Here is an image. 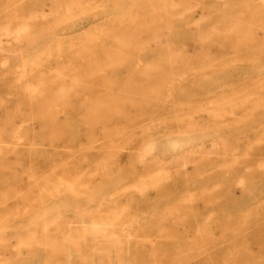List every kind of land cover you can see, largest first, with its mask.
I'll return each instance as SVG.
<instances>
[{
    "label": "rangeland",
    "instance_id": "374dc122",
    "mask_svg": "<svg viewBox=\"0 0 264 264\" xmlns=\"http://www.w3.org/2000/svg\"><path fill=\"white\" fill-rule=\"evenodd\" d=\"M67 1L0 0V27L12 8L10 30L45 27ZM130 10L108 23L140 39H0V259L264 264V121L240 124L264 111V0H131ZM232 24L236 34L204 37ZM28 213L30 224L16 222ZM27 231L33 243L19 244Z\"/></svg>",
    "mask_w": 264,
    "mask_h": 264
},
{
    "label": "bare ground",
    "instance_id": "6f19581e",
    "mask_svg": "<svg viewBox=\"0 0 264 264\" xmlns=\"http://www.w3.org/2000/svg\"><path fill=\"white\" fill-rule=\"evenodd\" d=\"M109 1H112V3H109ZM102 2V4L101 3H98V4H100V5H98V6H95L94 7V5L95 4H93V6L91 7H79V0H68L67 2H66V4H65V6L64 7H61V11H60V13H58V15H54V18H53V20H52V22L50 23V24H48L47 26H45V27H39V28H37V29H34V30H31V29H28L25 25H20V26H18L17 28H15L14 30H10L9 29V27H8V24L10 23L9 22V20L11 19H14L17 15H16V13H17V11L15 10V8H12V9H9V10H11V11H8V12H6L5 14V18L7 19V26H6V24H4L3 26H1L0 27V39H2V38H6V37H9V36H12V35H16V38L15 39H17V38H19V39H25V41H26V39H28L26 42H28V41H32V40H29V39H39L40 40V42H43V41H45V42H43L44 43V45L47 43V42H52V40L51 39H57L58 41H59V39H76V37H80V39H90L91 37L90 36H92V35H97L98 34V32L100 33V32H103V33H105V35L108 37V39H140L137 35H138V33H137V31L136 30H134V29H130V28H123V29H121V30H119V29H115L114 27H112V25H109V23L108 22H110V21H112V20H124L125 18H127L128 16H131V10H130V4H131V0H102L101 1ZM84 3V2H83ZM96 3V2H95ZM86 5V4H85ZM55 8H53V11H56V9L54 10ZM48 10V9H47ZM52 11V10H51ZM48 12V11H47ZM46 12V13H47ZM38 13H40V15H41V17H43L42 15H43V13H41L40 11L38 12ZM48 13H50V12H48ZM45 14V13H44ZM10 20V21H11ZM239 27H240V25H237V24H232L231 26H229V27H227V28H225L224 30H219V29H216V28H214V29H212V31H210L208 34H204V37H208L209 35H211V34H217V33H222V34H225V35H231V34H236L237 32H238V30H239ZM157 26H154V27H152L151 29H152V32H153V34H155L154 35V37H153V39H159L160 37L156 34V31H157ZM15 37V36H14ZM96 38V37H95ZM42 39V40H41ZM236 39H239L237 36H236ZM8 40V39H7ZM56 40V42H58ZM25 41H23V42H21V43H24ZM55 41V40H54ZM53 41V42H54ZM19 42V41H18ZM33 43H34V46H35V42L34 41H32ZM50 42V43H51ZM20 43V44H21ZM39 43V41L37 40L36 41V48L34 47V49L35 50H37V52H39L38 51V49H37V44ZM42 43V44H43ZM20 44H18V45H20ZM25 44H29L30 45V42L29 43H25ZM48 44V43H47ZM42 46V45H41ZM46 46V45H45ZM19 47V46H18ZM9 48V47H8ZM32 48V46H29V50H31L32 52H33V48ZM39 48V47H38ZM47 48V47H46ZM46 48H44V49H46ZM6 49V48H5ZM56 49V48H55ZM0 50H3V48H0ZM8 50V49H7ZM11 50H13V49H11ZM28 50V51H29ZM58 50V49H57ZM4 51H6V50H4ZM23 51V50H22ZM27 51V52H28ZM30 51V52H31ZM18 52V51H17ZM16 52V53H17ZM26 52V53H27ZM31 52V53H32ZM14 53V52H13ZM26 53H23L24 55H26V56H28V54H26ZM30 53V57L32 56V54ZM34 53V52H33ZM46 53H48V52H46ZM18 54H20V52L19 53H17V55ZM17 55H16V57H17ZM21 55V54H20ZM20 55H18V57H20ZM34 56V55H33ZM21 57H22V55H21ZM20 57V58H21ZM29 57V56H28ZM23 58H24V56H23ZM26 59H27V57H26ZM22 60V59H21ZM24 60H25V58H24ZM22 67V66H21ZM22 69V68H21ZM23 70V69H22ZM23 73V72H22ZM19 74V73H18ZM17 74V76H20V75H18ZM16 76V78L18 79V77ZM16 79V80H17ZM25 86H26V84H25ZM63 87V86H62ZM263 98H264V96H263ZM263 98H257V99H255V100H253L254 101V106H255V101L256 100H262ZM264 101V99L262 100V101H259V104L257 103V101H256V106H255V110H257V108L259 109V108H263V106H262V102ZM261 102V103H260ZM226 103V102H225ZM253 105V104H252ZM217 106H218V104H217ZM258 106H260V107H258ZM262 106V107H261ZM250 108L252 107V106H249ZM248 107V108H249ZM257 107V108H256ZM251 111V110H250ZM260 111V110H259ZM256 113V115L254 114V116H253V114H251L252 115V117H250V115H249V117L250 118H246L244 121H241V123L240 124H243L244 122L245 123H250V122H254L255 124H257L259 121H261V119H263L262 120V122L264 121V118H262L263 116H264V111H260L259 113H257V111H255ZM240 117V116H239ZM236 119V118H235ZM234 119V121H236ZM237 122L239 123L240 121H238L237 120ZM211 123V122H210ZM230 123H233V120H232V122L230 121ZM261 123V122H260ZM224 124V123H223ZM221 125V124H220ZM220 125H218V126H220ZM20 126V125H19ZM215 127V129H214V134L216 135V136H221V135H223L221 132H223V130L226 128V126H225V128H220V127ZM224 126V125H223ZM193 126H191V128H192ZM222 127V126H221ZM188 128V127H187ZM177 129V128H176ZM198 129V128H197ZM210 129V128H209ZM228 129V131L227 132H230V130H232L233 129V126H231V127H228L227 128ZM188 130V129H187ZM191 130V129H190ZM205 130V127H204V129H203V131ZM193 132V131H192ZM213 132V131H212ZM190 133V132H189ZM177 134H179V132L177 133ZM185 134V133H184ZM199 134V133H198ZM197 134V136L198 137H200L199 135ZM171 135V134H170ZM174 135V134H173ZM182 135V134H181ZM188 135V134H187ZM205 135V134H204ZM177 136H179L180 137V135H177ZM191 137V135H188L187 137ZM192 136H193V133H192ZM194 137V139H195V141H196V138L197 139H199L198 137ZM166 137H167V140L169 139L168 138V136L166 135ZM182 137H186V135L185 136H182ZM189 137V138H190ZM206 137V136H205ZM219 137H217V139L219 138ZM222 137L224 138V141H225V143H226V145L224 144V141H223V139H222ZM221 138H219V139H222V143H223V145L224 146H227V145H229V147H232L234 144H232L233 142H231L230 143V141L229 142H227L226 141V139H225V137L224 136H222ZM227 137V136H226ZM173 138V137H172ZM171 138V139H172ZM175 138V137H174ZM229 138H232V137H229ZM228 138V139H229ZM150 139V138H149ZM177 139V138H176ZM164 140V139H163ZM166 140V139H165ZM162 141V140H161ZM198 141V140H197ZM164 142V141H163ZM228 143H230L231 144V146H230V144H228ZM159 144H160V142H159ZM189 144H192V143H190L189 142ZM220 144H221V142H220ZM166 145V144H165ZM200 145V144H199ZM215 145H217V143H215ZM152 146V145H151ZM154 146V145H153ZM198 146V145H197ZM145 147V146H144ZM186 147V146H185ZM235 147H237V146H235ZM157 148V147H156ZM160 148V147H159ZM173 148H175L174 146H173ZM145 149V148H144ZM147 149V148H146ZM161 149V148H160ZM193 149V148H192ZM231 150H232V148H230ZM230 149L228 148V150L230 151ZM162 150V149H161ZM180 150V149H179ZM184 150V149H183ZM182 150V151H183ZM225 150V149H224ZM223 150V151H224ZM227 150V149H226ZM226 150H225V152H226ZM140 151V150H139ZM178 151V150H177ZM177 151H176V153H177ZM228 151V152H229ZM152 152V151H151ZM171 152V151H170ZM224 152V153H225ZM143 153V152H142ZM155 153H158L157 151H155ZM164 153H167V152H165L164 151ZM173 153H174V151H173ZM181 153V152H180ZM138 154V153H137ZM159 154H161L160 152H159ZM138 156H139V154H138ZM161 156V155H160ZM141 158H142V156H141ZM139 160V159H138ZM262 166V165H261ZM158 171V170H157ZM67 183V182H66ZM99 187H95V189L96 188H100V185H98ZM91 187H89V189H90ZM95 189H93V191L95 190ZM86 190V189H85ZM84 190V191H85ZM81 192H83V191H81ZM80 192V193H81ZM89 192V191H88ZM77 193V192H76ZM85 193V192H84ZM87 193V192H86ZM90 193V192H89ZM97 193H99L100 194V191L99 192H97ZM102 193V192H101ZM5 194V193H4ZM70 194H72V193H68V195L70 196ZM74 194V193H73ZM93 195H94V193H92ZM74 195H76V194H74ZM82 195V194H81ZM91 195V194H90ZM69 196H68V198H69ZM73 196V195H72ZM85 196H88V195H86L85 194ZM84 196V197H85ZM59 197V196H58ZM77 197V196H76ZM79 197H83V195L82 196H79ZM91 197V196H90ZM93 197V196H92ZM70 198H71V201L72 202H75L76 201V199L77 198H72L71 196H70ZM55 199V198H54ZM59 199L61 200L62 199V196H61V198L59 197ZM79 199H81V198H78L77 199V201H79ZM89 199H91V198H89ZM51 200H53V199H51ZM60 200H59V203H60ZM83 200V199H82ZM82 200H81V202H82ZM85 200H87V199H85ZM85 200H83V201H85ZM92 201H93V199H91ZM61 201H63L64 202V200H61ZM70 201V202H71ZM87 201H90V200H87ZM86 201V202H87ZM53 202V201H52ZM57 202V201H56ZM80 202V201H79ZM78 202V203H79ZM48 204H50L49 202H47ZM55 203V202H54ZM89 203V202H88ZM48 204H44L43 206H41L40 208H44V210H46L45 209V205H48ZM55 204H57V203H55ZM75 204V203H74ZM54 205V204H53ZM59 205H63V203L62 204H59ZM59 205L58 206H56V207H59ZM51 206V205H50ZM49 206V207H50ZM72 206V205H71ZM47 207V206H46ZM80 207H82V205L80 206ZM39 208V209H40ZM55 209H57V208H55ZM74 209V208H73ZM76 209V208H75ZM81 209V208H80ZM83 209V208H82ZM34 210V209H33ZM33 210L31 211V212H33ZM43 210V209H42ZM48 210H49V208H48ZM52 210V209H51ZM77 210H79V208H77ZM55 211V210H54ZM75 211V210H74ZM44 212V211H43ZM51 212H53V211H51ZM77 212V211H76ZM79 212V211H78ZM38 213V212H37ZM50 213V212H49ZM30 213H28V215H29ZM45 214V213H44ZM51 214V213H50ZM56 216V215H55ZM31 217H32V213H31V215H29V216H23V217H20V219L18 220V221H16V222H22V223H28V224H30L31 223V221H32V219H31ZM42 218H43V216H42ZM35 219V218H34ZM52 219H54V218H52ZM52 219H51V221H52ZM2 219L0 218V221H1ZM100 220V219H99ZM130 220V219H129ZM37 222H39V221H41V219H37L36 220ZM35 221V222H36ZM21 223V224H22ZM47 223L45 222V221H43L42 222V225H43V228H45L44 226L46 225ZM32 225V224H31ZM24 226V225H23ZM2 227H4V224H0V228H2ZM27 227V226H26ZM7 228V227H6ZM24 229H25V227H24ZM41 229H42V227H41ZM2 231V230H1ZM122 231V230H121ZM4 232L2 231V234H3ZM1 234V233H0ZM41 235H42V237H44V236H46L47 235V233L46 232H42L41 233ZM15 238H16V236H15ZM19 238H20V243L19 244H24V245H30V244H32L33 243V238H34V232L33 231H27V232H25L24 234H20V236L18 237V240H19ZM11 239V238H10ZM0 240H3V237H0ZM14 241V240H13ZM17 243H18V241H16ZM25 253V252H24ZM33 253H34V257H36L37 255H40V252L39 251H37V250H34L33 251ZM23 255H25V254H21V253H18V254H16V256H15V259H13L12 261H10V259H8V258H4V259H0V263H3V264H6V263H9V264H23V263H25V258L26 257H23ZM32 262H28V264H31Z\"/></svg>",
    "mask_w": 264,
    "mask_h": 264
}]
</instances>
